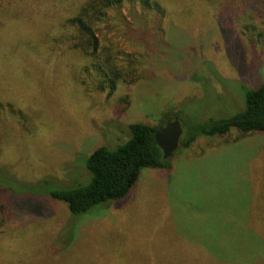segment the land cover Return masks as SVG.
Instances as JSON below:
<instances>
[{
	"label": "rangeland",
	"instance_id": "374dc122",
	"mask_svg": "<svg viewBox=\"0 0 264 264\" xmlns=\"http://www.w3.org/2000/svg\"><path fill=\"white\" fill-rule=\"evenodd\" d=\"M162 1V18L125 2V19L110 12L117 24H100L118 60L147 72L110 98L87 92L80 51H42L57 18H25L42 32L35 41H23L16 17L0 31V168L30 185L74 181L93 150L126 142L132 123L159 125L179 110L193 125L244 109L247 87L264 82V0ZM16 196L0 212V264H264L262 134L199 138L174 153L171 170L144 169L127 199L81 216Z\"/></svg>",
	"mask_w": 264,
	"mask_h": 264
},
{
	"label": "trees",
	"instance_id": "16d2710c",
	"mask_svg": "<svg viewBox=\"0 0 264 264\" xmlns=\"http://www.w3.org/2000/svg\"><path fill=\"white\" fill-rule=\"evenodd\" d=\"M58 2L0 0V31L10 30L11 22L16 17V21L22 23V30L25 31L20 36L23 41H27L26 38L35 41L37 35L42 32L35 25L26 23L25 18L35 17L40 22H53L57 18L62 27H53L51 43L42 51L61 56L72 50L80 51L86 59L84 70L89 83L86 80L84 83L88 86L89 93L96 91L98 94L99 91L110 98L116 94L120 84H132L146 76L145 69L133 57H126L123 62L118 60V50L101 41L98 35L99 26L101 23L117 24L116 21H111L116 19L109 17L110 12L115 13L120 20L125 19L121 11L125 2L139 3L145 11L152 10L162 18V0H84L71 9ZM13 12L18 15L12 14ZM34 27L37 31H34ZM165 49L166 47L163 48L164 51ZM88 72H91V76L87 75ZM178 111L174 112L173 116L167 113L163 123L159 125L132 123L128 131L129 139L114 149L99 146L93 150L85 160L84 174L74 181H53L51 177H47L36 185H30L18 180L7 166H1V214L5 213L6 203L14 206L15 200L12 198L20 193L41 196L46 201L63 202L73 216L88 214L100 205L127 199L139 183L144 169H172L173 156L164 157L154 134L175 117H179L184 126L181 149H191L202 137L215 139L233 132H239L241 135H264V82L258 87H247L244 109L231 117L196 121L190 125L183 121ZM252 248L253 241H250L243 250L249 252ZM213 256L227 261L226 258ZM256 258L257 256L252 261Z\"/></svg>",
	"mask_w": 264,
	"mask_h": 264
},
{
	"label": "water",
	"instance_id": "95a60500",
	"mask_svg": "<svg viewBox=\"0 0 264 264\" xmlns=\"http://www.w3.org/2000/svg\"><path fill=\"white\" fill-rule=\"evenodd\" d=\"M183 134L184 129L179 117H175L154 134L155 140L163 150L165 158L172 157L181 147Z\"/></svg>",
	"mask_w": 264,
	"mask_h": 264
}]
</instances>
